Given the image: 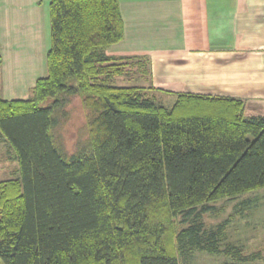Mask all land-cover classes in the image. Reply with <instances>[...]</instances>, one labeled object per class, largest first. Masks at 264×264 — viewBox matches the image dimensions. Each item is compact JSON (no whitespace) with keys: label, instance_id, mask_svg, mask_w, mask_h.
<instances>
[{"label":"trees","instance_id":"16d2710c","mask_svg":"<svg viewBox=\"0 0 264 264\" xmlns=\"http://www.w3.org/2000/svg\"><path fill=\"white\" fill-rule=\"evenodd\" d=\"M48 12L46 75L26 98L0 97V136L20 173L0 180L2 262L179 264L180 244L224 264L262 260L220 246L222 231L201 217L264 187V115L246 116L238 97L180 92L166 107L150 88L111 84L149 72L148 58L106 52L124 36L119 0H49ZM75 96L86 136L68 150L59 127Z\"/></svg>","mask_w":264,"mask_h":264},{"label":"crops","instance_id":"0c3cea01","mask_svg":"<svg viewBox=\"0 0 264 264\" xmlns=\"http://www.w3.org/2000/svg\"><path fill=\"white\" fill-rule=\"evenodd\" d=\"M48 4L0 0L5 99L24 98L42 75ZM119 7L124 36L106 52L148 58L150 87L238 97L246 116L264 115V0H119Z\"/></svg>","mask_w":264,"mask_h":264},{"label":"rangeland","instance_id":"374dc122","mask_svg":"<svg viewBox=\"0 0 264 264\" xmlns=\"http://www.w3.org/2000/svg\"><path fill=\"white\" fill-rule=\"evenodd\" d=\"M130 71L132 73L114 77L110 83L113 85H141L150 88L145 91L146 96H153L157 103L166 107L172 106L176 95L150 87L146 77L140 75L137 68H132ZM37 74H42L40 77L46 75L45 62L44 69ZM2 82L0 72V97L6 91L3 89ZM24 94L25 92L22 93V95ZM28 96L29 93L23 97ZM66 112V118L61 120L59 133L66 148L72 150L74 142L80 136H86L87 118L80 99L76 96L66 106ZM8 178H20V173H17V163L12 158L8 144L0 136V180ZM208 205L212 208L201 217L203 228L206 231H222L219 240L220 246L223 247L228 243L235 244L248 253L260 250L264 257V187L232 198L219 199ZM182 219H185V222L179 224V227H185L190 223L189 218L180 216L179 220ZM219 225H224V227L219 228ZM177 251L179 264H224L233 261L224 254L200 251L190 248L187 244L178 245ZM0 264H4L1 259ZM247 264H264V258L262 260L255 259Z\"/></svg>","mask_w":264,"mask_h":264}]
</instances>
